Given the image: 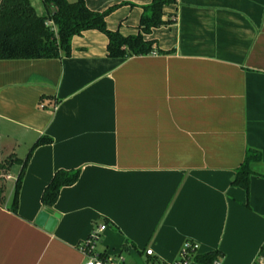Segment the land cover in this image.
Masks as SVG:
<instances>
[{
	"label": "crops",
	"instance_id": "0c3cea01",
	"mask_svg": "<svg viewBox=\"0 0 264 264\" xmlns=\"http://www.w3.org/2000/svg\"><path fill=\"white\" fill-rule=\"evenodd\" d=\"M149 1L85 0L118 5L106 26L124 36ZM163 20L147 38L165 53L110 58L106 36L88 30L70 56L0 60V164L14 159L2 175L0 264H86L78 245L102 224L95 251L106 257L126 258L127 245L172 263L187 240L220 264L263 255L264 0H172ZM40 136L52 142L33 150L14 213ZM249 149L260 161L243 189L232 180ZM59 169L79 177L46 209ZM42 212L58 215L51 231L36 223Z\"/></svg>",
	"mask_w": 264,
	"mask_h": 264
},
{
	"label": "trees",
	"instance_id": "16d2710c",
	"mask_svg": "<svg viewBox=\"0 0 264 264\" xmlns=\"http://www.w3.org/2000/svg\"><path fill=\"white\" fill-rule=\"evenodd\" d=\"M45 14L39 15L30 0L0 1V60L16 59H48L67 57L71 54V40L88 30H97L107 38L106 53L110 58H128L155 53L160 50L154 39L147 38L152 30L170 23L163 20V8L172 0H150L141 6L137 32L124 36L118 30H110L106 26V17L118 5L103 11H94L87 7L85 0H41ZM52 139L40 136L30 147L16 178L10 210L17 211L18 195L23 174L30 156L35 148L50 144ZM14 159L9 157L0 164V203L4 201L3 173ZM260 161L257 151L247 150L242 164L238 167L232 185L248 189L252 174V164ZM80 170L59 169L42 191L40 201L44 208L50 209L58 199L62 188L73 185ZM124 245L123 250L130 249ZM264 250V248H263ZM262 250V251H263ZM100 257L104 255L99 254ZM221 255L217 252L197 254V264H213ZM146 262L159 263L157 259L148 258Z\"/></svg>",
	"mask_w": 264,
	"mask_h": 264
},
{
	"label": "built area",
	"instance_id": "2783aa9c",
	"mask_svg": "<svg viewBox=\"0 0 264 264\" xmlns=\"http://www.w3.org/2000/svg\"><path fill=\"white\" fill-rule=\"evenodd\" d=\"M106 225H98L79 245L78 249L87 257L86 264H126L125 258L122 255L116 257H100L96 253L95 247L96 243L100 238V234L105 230ZM198 254V244L194 241L187 240L183 243L178 259L172 263H166L159 261V263H147L146 259H143L144 264H190L194 261V256ZM145 255L150 257L153 255L151 248L145 249ZM135 264V263H134ZM213 264H220L219 259L215 260ZM252 264H264V253L263 255L253 262Z\"/></svg>",
	"mask_w": 264,
	"mask_h": 264
},
{
	"label": "water",
	"instance_id": "95a60500",
	"mask_svg": "<svg viewBox=\"0 0 264 264\" xmlns=\"http://www.w3.org/2000/svg\"><path fill=\"white\" fill-rule=\"evenodd\" d=\"M57 218H58V215L56 214L49 215L46 212H42L38 216L36 223L39 224L40 226L45 227V229L51 231L56 224ZM125 253L133 260L135 264H144L141 254L135 249H132V248L127 249L125 250Z\"/></svg>",
	"mask_w": 264,
	"mask_h": 264
},
{
	"label": "rangeland",
	"instance_id": "374dc122",
	"mask_svg": "<svg viewBox=\"0 0 264 264\" xmlns=\"http://www.w3.org/2000/svg\"><path fill=\"white\" fill-rule=\"evenodd\" d=\"M32 6L34 7V9L36 10L37 14L39 15H44L45 14V8L43 6V3L41 0H30ZM18 155L20 157H23L24 156V153L23 151H19L18 152ZM1 162V161H0ZM16 169V168H15ZM11 172H14V168L11 169ZM2 183L4 184V186H10V182L7 184L6 181H4V179H2ZM128 262H130V257L126 255V258H125ZM190 264H197L196 262H191Z\"/></svg>",
	"mask_w": 264,
	"mask_h": 264
}]
</instances>
